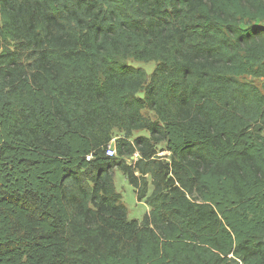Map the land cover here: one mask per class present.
I'll return each instance as SVG.
<instances>
[{
    "label": "trees",
    "instance_id": "trees-1",
    "mask_svg": "<svg viewBox=\"0 0 264 264\" xmlns=\"http://www.w3.org/2000/svg\"><path fill=\"white\" fill-rule=\"evenodd\" d=\"M0 264H264V0H0Z\"/></svg>",
    "mask_w": 264,
    "mask_h": 264
},
{
    "label": "rangeland",
    "instance_id": "rangeland-1",
    "mask_svg": "<svg viewBox=\"0 0 264 264\" xmlns=\"http://www.w3.org/2000/svg\"><path fill=\"white\" fill-rule=\"evenodd\" d=\"M130 63L135 66L144 69L146 72L150 73L155 66L154 62H141V61H130ZM140 134H147L145 131L142 132H134L132 137H135ZM159 155H167L168 152L163 150L164 144L159 143L157 145ZM136 156H132L127 159L129 162L130 159H134ZM114 185L117 192H119L122 196V202L127 208V216L129 219H141L145 213L146 205L145 203L138 202L136 200V195L133 187L128 183L125 176L121 173L120 170L114 169Z\"/></svg>",
    "mask_w": 264,
    "mask_h": 264
},
{
    "label": "built area",
    "instance_id": "built-area-1",
    "mask_svg": "<svg viewBox=\"0 0 264 264\" xmlns=\"http://www.w3.org/2000/svg\"><path fill=\"white\" fill-rule=\"evenodd\" d=\"M105 152H106V155L107 156L115 155V148H114V146L113 145H108L107 148H106V150H105ZM89 158L90 157H88V159Z\"/></svg>",
    "mask_w": 264,
    "mask_h": 264
},
{
    "label": "crops",
    "instance_id": "crops-1",
    "mask_svg": "<svg viewBox=\"0 0 264 264\" xmlns=\"http://www.w3.org/2000/svg\"><path fill=\"white\" fill-rule=\"evenodd\" d=\"M142 202V201H141ZM146 205V204H145ZM149 210L148 206L146 205V210H145V213ZM144 213V214H145ZM134 219V218H133ZM137 220H140V219H137Z\"/></svg>",
    "mask_w": 264,
    "mask_h": 264
}]
</instances>
